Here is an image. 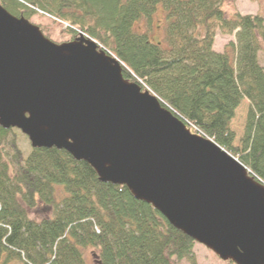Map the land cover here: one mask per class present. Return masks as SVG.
Wrapping results in <instances>:
<instances>
[{
    "label": "trees",
    "instance_id": "1",
    "mask_svg": "<svg viewBox=\"0 0 264 264\" xmlns=\"http://www.w3.org/2000/svg\"><path fill=\"white\" fill-rule=\"evenodd\" d=\"M225 0H0L14 17L38 12L94 40L186 126L214 141L264 184V17L227 13ZM165 14L163 37L150 38ZM145 22L147 31L139 28ZM42 31V30H41ZM233 36L222 52L214 38ZM248 101L233 146L235 111ZM16 129L0 127V264H196L195 242L125 186L102 183L83 161L55 148L24 156ZM26 138V137H25ZM46 211L41 218L29 212Z\"/></svg>",
    "mask_w": 264,
    "mask_h": 264
},
{
    "label": "water",
    "instance_id": "2",
    "mask_svg": "<svg viewBox=\"0 0 264 264\" xmlns=\"http://www.w3.org/2000/svg\"><path fill=\"white\" fill-rule=\"evenodd\" d=\"M123 71L86 35L53 43L0 5L2 129L125 186L221 261L264 264V184Z\"/></svg>",
    "mask_w": 264,
    "mask_h": 264
},
{
    "label": "rangeland",
    "instance_id": "3",
    "mask_svg": "<svg viewBox=\"0 0 264 264\" xmlns=\"http://www.w3.org/2000/svg\"><path fill=\"white\" fill-rule=\"evenodd\" d=\"M224 10L227 13L237 11L242 15H261L264 17V0H225ZM29 22L35 26H38L45 37L51 40L53 43L62 44L72 41L69 34L65 33L66 25L55 22L50 16L37 13L29 19ZM165 24V14L159 10L152 16V22L150 26V38L153 41H160L163 37V26ZM139 28L142 32L149 30L145 22L140 23ZM235 41L233 36H222L219 33L214 38L213 50L222 52L225 46L230 42ZM258 61L260 66L264 70V51L259 53ZM248 110V101L243 100L239 107L235 111V116L230 124V129L235 135L233 146H239V140L243 136L244 124L246 114ZM17 147L21 150L22 155H28L30 151V143L27 138L23 136L17 137ZM38 212H29L31 218H41L46 211L37 209ZM194 257L196 264H233L232 262L221 261L213 252L205 248L203 245L195 243ZM93 250L85 251V259L87 264H95ZM16 264V263H13ZM177 264H189L188 261L182 260Z\"/></svg>",
    "mask_w": 264,
    "mask_h": 264
}]
</instances>
